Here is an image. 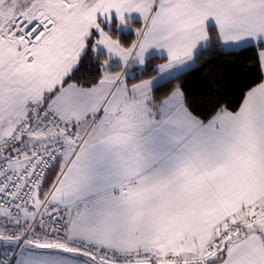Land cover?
Segmentation results:
<instances>
[{
	"label": "snow or ice",
	"instance_id": "1",
	"mask_svg": "<svg viewBox=\"0 0 264 264\" xmlns=\"http://www.w3.org/2000/svg\"><path fill=\"white\" fill-rule=\"evenodd\" d=\"M0 264H264V0H0Z\"/></svg>",
	"mask_w": 264,
	"mask_h": 264
},
{
	"label": "trees",
	"instance_id": "2",
	"mask_svg": "<svg viewBox=\"0 0 264 264\" xmlns=\"http://www.w3.org/2000/svg\"><path fill=\"white\" fill-rule=\"evenodd\" d=\"M252 55L228 54L215 47L204 51L181 80L193 107L206 112L215 103L236 106L243 91L259 79Z\"/></svg>",
	"mask_w": 264,
	"mask_h": 264
},
{
	"label": "crops",
	"instance_id": "3",
	"mask_svg": "<svg viewBox=\"0 0 264 264\" xmlns=\"http://www.w3.org/2000/svg\"><path fill=\"white\" fill-rule=\"evenodd\" d=\"M193 68H194V67H193ZM193 68H191V69H193ZM191 69H190V70H191Z\"/></svg>",
	"mask_w": 264,
	"mask_h": 264
}]
</instances>
